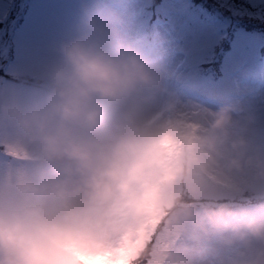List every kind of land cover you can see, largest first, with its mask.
I'll list each match as a JSON object with an SVG mask.
<instances>
[{
	"label": "clouds",
	"instance_id": "9594fccd",
	"mask_svg": "<svg viewBox=\"0 0 264 264\" xmlns=\"http://www.w3.org/2000/svg\"><path fill=\"white\" fill-rule=\"evenodd\" d=\"M121 22L103 0L83 3L41 89L0 97V129L16 134L6 150L31 165L0 179V264H204L181 232L264 264V192L253 210L211 182L248 168L264 183V147L231 130L232 105L202 127L172 101L168 118H146L170 72L122 37Z\"/></svg>",
	"mask_w": 264,
	"mask_h": 264
},
{
	"label": "rangeland",
	"instance_id": "374dc122",
	"mask_svg": "<svg viewBox=\"0 0 264 264\" xmlns=\"http://www.w3.org/2000/svg\"><path fill=\"white\" fill-rule=\"evenodd\" d=\"M11 2L0 0V36L4 27L11 28L17 24L18 13L15 9L7 14ZM21 2L25 3L26 12L23 21L13 31L11 59L8 67L2 64V70L6 71L7 68V72L18 77L28 75L42 79L43 70L57 58L59 42L74 32L82 4L91 3L92 0H13L11 5L15 8ZM150 2L103 0L106 7L115 10L121 17L119 29L123 38L139 48L144 40L147 41L152 10L157 18L165 20L164 24L150 26V29H156L157 45L148 58L167 69L170 75L164 79V91L146 106L143 115L152 118L154 112L172 101L176 114L202 127L206 125L210 114L219 107L214 109L206 105L203 100L189 96L186 90L215 96L217 99H230L231 93H237V89L241 91L239 93L247 90L245 96L236 98L233 104L224 101L234 106L231 130L235 134H243L252 146L264 147V84L257 92L256 87L261 84L251 82L243 85L239 79L240 76L242 80H252L258 74L259 56L264 47V0H159L154 7ZM245 5L249 9H245ZM235 18L242 23L237 25L230 47L223 55V74L215 80L210 70L204 73L203 68L214 57L215 48L226 34L227 25ZM8 33L12 37L10 29ZM11 49V38L5 41L0 39V65ZM231 68H237V74H233ZM40 89L0 74V97L8 94L28 96ZM239 109L242 111L238 112ZM107 113L105 123L110 125L115 113L110 115V110ZM167 113L168 116L173 114L172 111ZM246 117H252L251 121L246 122ZM158 119H164V116ZM15 135L12 130L0 129V146L6 151H0V179L15 177L31 167L26 158L6 150V142H11ZM211 182L216 185L221 198H237L253 210L259 203L258 193L264 192V183L258 181L248 168L234 170L227 175L218 173L211 178ZM177 240L201 247L204 264H241L237 251L240 245L224 247L215 238L196 245L186 232H181ZM255 246H259V242H254Z\"/></svg>",
	"mask_w": 264,
	"mask_h": 264
},
{
	"label": "bare ground",
	"instance_id": "6f19581e",
	"mask_svg": "<svg viewBox=\"0 0 264 264\" xmlns=\"http://www.w3.org/2000/svg\"><path fill=\"white\" fill-rule=\"evenodd\" d=\"M159 105H160V103H159ZM154 118V117H153Z\"/></svg>",
	"mask_w": 264,
	"mask_h": 264
}]
</instances>
